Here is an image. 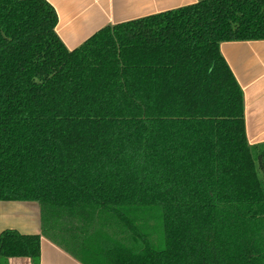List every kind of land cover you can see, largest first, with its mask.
<instances>
[{"label": "trees", "instance_id": "obj_1", "mask_svg": "<svg viewBox=\"0 0 264 264\" xmlns=\"http://www.w3.org/2000/svg\"><path fill=\"white\" fill-rule=\"evenodd\" d=\"M47 0H0V202L82 264H264V144L221 44L264 41V0L107 26L70 51Z\"/></svg>", "mask_w": 264, "mask_h": 264}, {"label": "crops", "instance_id": "obj_2", "mask_svg": "<svg viewBox=\"0 0 264 264\" xmlns=\"http://www.w3.org/2000/svg\"><path fill=\"white\" fill-rule=\"evenodd\" d=\"M59 18L57 34L70 51L107 26L197 4L201 0H47ZM220 51L244 96L250 145L264 144V41L221 44ZM16 230L41 234V208L36 202H0V234ZM0 264H35L30 258H0ZM36 264H82L58 245L41 238Z\"/></svg>", "mask_w": 264, "mask_h": 264}]
</instances>
